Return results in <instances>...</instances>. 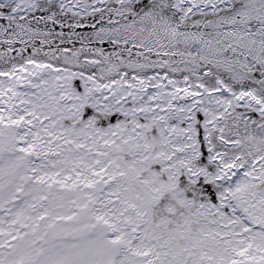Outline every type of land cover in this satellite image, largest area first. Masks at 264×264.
I'll use <instances>...</instances> for the list:
<instances>
[{
	"label": "snow or ice",
	"instance_id": "obj_1",
	"mask_svg": "<svg viewBox=\"0 0 264 264\" xmlns=\"http://www.w3.org/2000/svg\"><path fill=\"white\" fill-rule=\"evenodd\" d=\"M0 264H264V0H0Z\"/></svg>",
	"mask_w": 264,
	"mask_h": 264
}]
</instances>
